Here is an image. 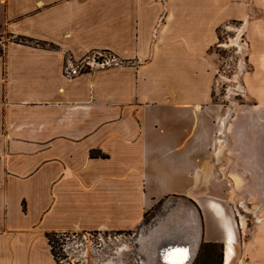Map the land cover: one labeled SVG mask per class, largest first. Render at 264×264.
Masks as SVG:
<instances>
[{"label":"crops","instance_id":"crops-1","mask_svg":"<svg viewBox=\"0 0 264 264\" xmlns=\"http://www.w3.org/2000/svg\"><path fill=\"white\" fill-rule=\"evenodd\" d=\"M230 22L248 100L226 125L234 182L209 164L216 117L199 89ZM0 33L16 38L0 42V264H58L48 237L80 232H135L148 264L176 245L223 255L229 225L235 250L250 233L232 264H264V198L239 216L221 197L264 192V0H0ZM97 51L124 64L64 75Z\"/></svg>","mask_w":264,"mask_h":264},{"label":"rangeland","instance_id":"rangeland-1","mask_svg":"<svg viewBox=\"0 0 264 264\" xmlns=\"http://www.w3.org/2000/svg\"><path fill=\"white\" fill-rule=\"evenodd\" d=\"M227 28H221L216 32V43L212 49V54L214 57V75H208L205 73V68L206 64H203V67L200 69V77H199V89H200V96H203V104L209 105L210 107L214 108V114L216 117V128L218 124V120L223 117L228 115V121H230V124L232 123V116L234 115V109L237 107V105L247 103L248 100L246 99L245 93L243 86L240 81V75L241 72H243L245 68L244 64V54H245V46L243 47L242 50L239 51L240 44L244 45L243 41V35L241 31H237V28L239 25L237 22H230L227 24ZM16 38H12L6 34L0 33V42L1 41H12L15 40ZM232 40V42H230ZM225 45V46H224ZM239 47V48H238ZM0 49L2 50V46L0 45ZM98 53H90L86 56H89L90 59L94 57L96 60L98 57L100 58H105V56H109V54L112 53H105V52H99ZM118 59V58H117ZM120 66L124 64V62H120ZM87 70H83L85 72ZM213 83V91L212 94H207L208 90V84ZM235 106V107H234ZM234 108L231 112L228 113L229 109ZM230 125L227 127V131L230 132ZM216 133V130H215ZM216 135V134H215ZM216 139V136H215ZM217 146V145H216ZM227 146V145H226ZM226 146L223 148L222 153H223V161L221 164L216 161L214 158V155L212 153V157L209 159V164L212 166L211 169L214 171V174L218 177H221V171L220 167L225 166V174H226V169L228 167V176L230 178H233V182L236 180H239L237 177V174L235 175L234 173V168L229 165V162L231 161L229 157L224 156V149ZM216 147H214L213 152ZM226 162V164H223V162ZM227 176V174H226ZM227 176V178H228ZM229 179V178H228ZM230 180V179H229ZM231 181V180H230ZM232 187L235 189L234 185L231 184ZM228 187H230L228 185ZM238 187V186H236ZM226 190L223 191L222 196L224 197L227 201H232V205L235 207V212L237 214H246V215H251V214H256L257 212H254L253 209L251 208H244L240 206V200H257L258 198H264V192H253V191H237V195L235 197H231L229 194V189L225 188ZM251 204V203H249ZM160 211V206H156L154 211L152 212L151 215L146 216L144 220L143 227L141 229H144L143 232L147 231L151 217L154 214H157ZM258 214H263L264 215V207ZM239 216H241L239 214ZM242 222V220H241ZM103 237H111L119 239V242L114 243L113 246H108L109 248H122L123 244H126L130 247V250L125 251V250H118V261L119 264H147L146 261H142L145 257L144 255L140 254V251L138 249V245L136 244V236H134L135 232H125L123 233H118V232H99ZM250 237V233L248 231L243 230V233L241 234V239L239 242V247L238 250H235L234 248V257L237 253V256L240 257L241 254L245 250H241L242 248V241L246 238V235ZM142 236V235H141ZM140 236V237H141ZM145 235H143L144 239V244L146 243V238H144ZM139 240L137 239V243ZM65 238L62 235H50L48 237V243L50 245V250H52V253L57 261L58 264L59 260H64L65 254L62 250L61 245L64 244ZM141 246V245H139ZM104 250V249H103ZM106 252V251H102ZM222 250L220 246L217 245H208V244H202L200 245L198 250H194L192 254V259L189 262V264H221L222 260ZM137 257L139 259H137ZM69 262V261H68ZM106 262V261H105ZM141 262V263H140ZM66 262H62L61 264H65ZM111 264H116L114 261H112ZM232 264V263H231Z\"/></svg>","mask_w":264,"mask_h":264},{"label":"built area","instance_id":"built-area-1","mask_svg":"<svg viewBox=\"0 0 264 264\" xmlns=\"http://www.w3.org/2000/svg\"><path fill=\"white\" fill-rule=\"evenodd\" d=\"M120 62L114 54H109L105 58L98 57L96 60L94 57L90 59L89 56H85L75 63L68 62L64 69V75L71 77L82 73L83 70L118 66L121 64ZM60 235L65 238L64 244L61 245L65 258L59 260L60 264L64 261L65 264H102L108 260L119 264L116 251L118 249L108 247L118 243L119 239L117 238L103 237L99 232L63 233ZM102 251L106 252L102 253ZM137 259L139 258L137 257Z\"/></svg>","mask_w":264,"mask_h":264},{"label":"bare ground","instance_id":"bare-ground-1","mask_svg":"<svg viewBox=\"0 0 264 264\" xmlns=\"http://www.w3.org/2000/svg\"><path fill=\"white\" fill-rule=\"evenodd\" d=\"M232 42V40L230 41ZM225 46V45H224ZM196 110L199 109V106L195 107ZM231 111V109L228 110V113ZM227 121H228V115L221 117L218 120V124H217V128H216V139L215 142L217 145L215 150H214V157L216 159L217 162H219V164H221V162L223 161V153L222 150L223 148L226 146V136H227V132H226V125H227ZM220 171H221V178L224 179L225 177V166H221L220 167ZM229 194L231 195V197H235L238 193L235 189L231 188L229 190ZM214 206L218 209L221 210V207L218 204H214ZM226 218V217H225ZM241 227L244 228V223L243 221L241 222ZM235 231H233V229H231V226L229 225L226 228V242H225V250H223V256H222V260H221V264H231L234 258V248L236 245V237H235ZM152 234V233H151ZM150 235H145L144 238L149 237ZM138 242L139 245H141V247H143L144 244V239H143V235L141 237L138 238ZM116 248V247H115ZM118 250H125L128 251L130 250V247L126 244H123L122 248H116ZM176 249H187V255L186 258H181L180 255L178 253L176 254H171L172 250H176ZM118 250L117 251V256H118ZM158 261L160 264H189V262L192 259V254H193V250H188L187 247L185 246H168L163 248L162 250H158ZM113 260H108V261H104L102 262V264H111ZM149 262V261H148ZM153 262H151L152 264ZM148 264V263H147Z\"/></svg>","mask_w":264,"mask_h":264},{"label":"snow or ice","instance_id":"snow-or-ice-1","mask_svg":"<svg viewBox=\"0 0 264 264\" xmlns=\"http://www.w3.org/2000/svg\"><path fill=\"white\" fill-rule=\"evenodd\" d=\"M178 253L180 255L181 258H186L187 255V249H176V250H172L171 254H176Z\"/></svg>","mask_w":264,"mask_h":264},{"label":"trees","instance_id":"trees-1","mask_svg":"<svg viewBox=\"0 0 264 264\" xmlns=\"http://www.w3.org/2000/svg\"><path fill=\"white\" fill-rule=\"evenodd\" d=\"M20 41L23 42V43H27V44H33L35 46H40L41 45V44H39L37 42H33L32 43V40L31 39H28V38H20ZM1 54H2V50L0 49V55ZM208 245H213V244H208ZM51 252H52V250H51Z\"/></svg>","mask_w":264,"mask_h":264}]
</instances>
